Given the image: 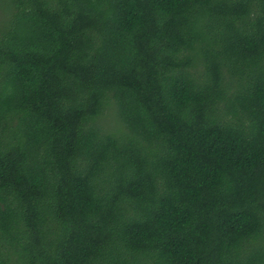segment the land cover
<instances>
[{
    "label": "trees",
    "instance_id": "obj_1",
    "mask_svg": "<svg viewBox=\"0 0 264 264\" xmlns=\"http://www.w3.org/2000/svg\"><path fill=\"white\" fill-rule=\"evenodd\" d=\"M0 264H264V0H0Z\"/></svg>",
    "mask_w": 264,
    "mask_h": 264
}]
</instances>
